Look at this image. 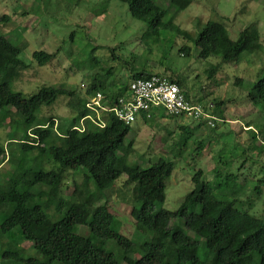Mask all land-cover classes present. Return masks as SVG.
Listing matches in <instances>:
<instances>
[{
  "label": "trees",
  "instance_id": "1",
  "mask_svg": "<svg viewBox=\"0 0 264 264\" xmlns=\"http://www.w3.org/2000/svg\"><path fill=\"white\" fill-rule=\"evenodd\" d=\"M116 1L126 4L132 17L147 25V37L159 41L161 33L171 29L194 42L200 59L218 57V65H224L239 63L243 55L264 51L257 26H250L249 32L233 40L221 21L196 20L195 36L174 24L177 14L194 0H160L175 9L169 21H165L167 11L159 0ZM10 22V15H0V28ZM25 49L26 44H14L0 34V123L8 120L12 129L9 141L21 144L17 168L23 172L7 183L0 182V215L5 216L0 225V264H126L129 258L128 264H264L263 167L257 173L256 167H249L247 173L241 168L237 173H225L222 167L232 169L234 161H220L221 166L212 170V181L204 177L206 171L200 168L192 178L193 189L180 207L168 210L163 202L173 162L164 158L146 165L130 162L133 150L131 144H125V138L131 125L113 114H104L103 128L90 119L81 126L88 116L97 122L96 113L86 106L89 98L102 92L108 100L106 104L114 106L131 80L152 74L145 69L134 71L131 80L115 91L99 78L102 75L97 71L90 76L84 95L77 93V88L63 85H46L26 95L15 90L14 85L32 68L33 61L44 67L56 53L35 51L29 61L21 57ZM190 49L183 46L180 51L188 56ZM169 80L184 90L183 78ZM244 82L238 78L235 85ZM61 97H75L68 104L75 113L68 125L57 126L55 119L38 116L42 108L52 106ZM186 98L189 99L187 95ZM247 99L253 108L264 110V71L252 82ZM225 104L219 100L215 105L219 113L215 110V114L223 117L220 109ZM215 114L211 115L216 121L224 119ZM142 119L152 121V117L144 115ZM194 123L197 125L191 132L206 125L202 121ZM246 127L252 143H264V123H247ZM180 129L178 139L168 147L169 154L183 157L188 150L194 158L205 156L207 145L200 142L190 149L189 127ZM4 154V146L0 145V158ZM247 154L254 156L252 147L242 150L241 155ZM46 160L54 165L50 170L44 167ZM69 172L82 176V181H74L71 196L65 197L61 190ZM123 176L131 192V216L136 226L133 238L122 234L121 221L109 210L116 183ZM54 189L58 192L51 197ZM82 227L88 229L87 236L79 233ZM16 229L21 231L19 235L5 243L4 237ZM22 242H30L34 254L15 252ZM135 256L139 258L133 261Z\"/></svg>",
  "mask_w": 264,
  "mask_h": 264
},
{
  "label": "rangeland",
  "instance_id": "2",
  "mask_svg": "<svg viewBox=\"0 0 264 264\" xmlns=\"http://www.w3.org/2000/svg\"><path fill=\"white\" fill-rule=\"evenodd\" d=\"M162 6L167 11L165 21H169L175 9L164 1ZM3 14L10 15L11 22L1 26L0 34L14 44H26L21 54L23 59L33 60L35 51L56 53V57L44 67L33 61L32 68L25 71L14 85L15 90L26 95L36 93L46 85L77 88V93L84 95L91 83L90 76L97 71L102 75L99 78L116 91L123 82L131 80L134 71L145 69L172 80L183 78L185 96L210 114H215V105L219 100L226 102L220 109L224 121L217 120L215 126L204 125L194 132L191 131L196 124L192 120H172L162 108L151 110L152 121L146 122L138 117L131 124L125 138V144H131L133 150L130 162L146 165L164 158L174 164L163 202L168 210L180 207L184 197L193 189L192 178L200 168L206 171L204 177L209 181H212V170L217 165L221 166L220 161H234L232 169H227L226 165L222 167L225 173H237V168L247 173L249 167L257 168L254 173L260 167L264 170V143L257 140L252 143L244 131L249 129L247 123H264L263 108H253L247 102L252 82L264 71V51L251 56L243 55L239 63L224 65H218V57L200 59L194 42L176 35L171 29L162 32L159 41L147 37V25L132 17L127 5L116 0H0V15ZM196 20L202 23L208 20L224 22L233 40H237L241 33L249 32L250 26H257L264 47V0H194L187 9L177 14L174 24L195 36ZM183 46L191 48L190 55L184 56L180 51ZM238 78L245 80L244 84L235 85ZM74 99L61 97L52 106L42 108L38 116L45 120L55 119L57 126L68 125L75 115L68 104ZM217 113L215 116L223 118ZM182 126L189 127L190 149L200 142L207 145L205 156L194 158L188 150L183 157L175 158L169 154L168 147L174 139H178ZM11 132L8 120L0 123V145L5 149L4 157L0 158L2 184L23 173L17 168L21 144L9 141ZM247 146L253 148L254 156L241 155ZM53 166L49 160L44 162L46 170ZM125 180L123 176L116 183L109 210L121 221L122 234L133 238L136 226L131 216L130 187L124 185ZM74 181L81 182L82 176L69 172L61 190L65 197L71 196ZM57 192L54 189L50 196L54 197ZM4 218L0 215V225ZM20 232L16 229L8 233L4 237L5 243L16 238ZM79 233L87 236L89 231L82 227ZM31 245L30 242H22L14 251L24 256L32 255ZM137 258L135 256L132 260ZM130 261L129 258L124 262L128 264Z\"/></svg>",
  "mask_w": 264,
  "mask_h": 264
},
{
  "label": "built area",
  "instance_id": "3",
  "mask_svg": "<svg viewBox=\"0 0 264 264\" xmlns=\"http://www.w3.org/2000/svg\"><path fill=\"white\" fill-rule=\"evenodd\" d=\"M107 101L101 92L89 98L86 106L96 113L97 122L88 116L81 121V126L85 119H90L100 127H105L103 116L106 113L113 114L121 122L131 125L143 115L151 118V110L154 108L164 109L167 117H183L193 122L202 121L208 126H214L216 121V118L200 105L188 101L179 85L158 74L132 80L125 94L117 99L114 106L106 104Z\"/></svg>",
  "mask_w": 264,
  "mask_h": 264
},
{
  "label": "crops",
  "instance_id": "4",
  "mask_svg": "<svg viewBox=\"0 0 264 264\" xmlns=\"http://www.w3.org/2000/svg\"><path fill=\"white\" fill-rule=\"evenodd\" d=\"M196 124V123H195ZM197 125V124H196ZM246 126H247V124H246ZM203 127V126H202ZM245 131V130H244Z\"/></svg>",
  "mask_w": 264,
  "mask_h": 264
}]
</instances>
